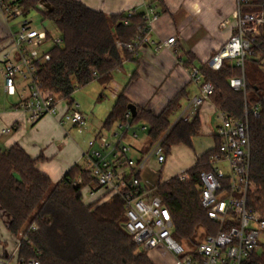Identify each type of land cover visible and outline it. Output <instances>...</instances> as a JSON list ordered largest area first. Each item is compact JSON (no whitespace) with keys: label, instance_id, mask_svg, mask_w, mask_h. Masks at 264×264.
I'll return each mask as SVG.
<instances>
[{"label":"trees","instance_id":"1","mask_svg":"<svg viewBox=\"0 0 264 264\" xmlns=\"http://www.w3.org/2000/svg\"><path fill=\"white\" fill-rule=\"evenodd\" d=\"M27 16L38 11L44 21L51 22L63 39V46L50 50L51 60L40 72V86L67 103L73 102L77 90L97 82L107 87L113 73L136 53L118 48L117 43L131 44L138 28L145 27L144 14L107 15L93 11L77 0H16ZM45 4V10H39ZM245 12H264V0H252ZM257 40L264 48V25L259 27ZM205 82L214 87L211 101L218 111L241 119L244 114V93L234 91L230 80L241 77L242 71L229 60L219 71L205 64L199 68ZM245 81L253 102L264 94V75L258 62L245 63ZM103 96H101L102 98ZM100 98V99H101ZM183 93L175 96L158 116L137 109L132 124L144 122L149 127L152 147L168 131L163 141L165 155L177 145L192 147L200 133L197 116L191 123H177L170 130V118L179 107ZM130 102L122 93L104 123L110 129L124 123ZM251 137V181L254 192L248 198V208L264 218V104L261 114L249 119ZM217 147L200 156L185 174L187 181L174 177L158 181L154 195L168 208L174 225L173 237L194 250L200 230L206 236L215 235L219 225L210 220L201 206L203 172L212 170L211 158ZM37 159L31 158L20 146L0 149V209L9 216V231L20 239L17 264H154L146 251L140 250L125 230V206L120 197L110 201L84 203V188L94 182L90 173L74 166L64 178L53 183L37 169ZM82 184H77V179ZM36 226L37 230H32ZM7 264H11L8 262ZM242 264H264V243Z\"/></svg>","mask_w":264,"mask_h":264},{"label":"built area","instance_id":"2","mask_svg":"<svg viewBox=\"0 0 264 264\" xmlns=\"http://www.w3.org/2000/svg\"><path fill=\"white\" fill-rule=\"evenodd\" d=\"M142 1L145 4L146 26L138 28V35L131 44L117 43L118 48L137 53L147 41L152 23L158 19L159 13L150 0ZM235 1L233 33L208 61L213 71H219L227 60L242 71L241 77L230 80V86L234 91L244 93L245 104L241 119L219 111L217 137L220 144L211 158L213 168L200 176L201 206L207 211L208 218L219 225L218 232L199 241L194 250L187 249L173 237L174 225L168 208L153 191L141 186L137 174L151 159L160 165L165 163L163 141L169 131L138 161L130 157V148L121 139L111 142L103 135L97 139L100 149L84 155L85 169L94 179L92 184L84 188L86 196L94 200L93 203H104L114 196L120 197L125 206L124 227L134 244L142 251L160 249L169 253L172 264H242L258 250L264 238V218L248 208V198L254 192L250 177L249 119L251 116H260L264 94L258 101L252 102L245 81V63L249 59L258 62L264 72V48L257 40L258 29L264 25V12H245L252 0ZM0 13L8 22L17 21L18 27L17 32L10 35L11 50L2 55L5 92L19 96L18 110L26 114L29 124L34 125L50 116L57 119L60 125H71L82 132L87 126L88 117L80 111L79 105L74 101L67 103L40 86V72L51 60L50 50L63 46L62 37L34 28L29 20L23 19L26 16L16 2L0 0ZM229 24L226 20L220 27L226 28ZM176 43L173 37L159 44L157 49L178 54ZM188 73L191 81L198 86L199 94L187 103L175 123L171 124L170 130L179 122H193L214 94L213 85L203 80L199 69L191 68ZM132 118L128 112L125 122L118 125L119 128L124 132L133 131ZM11 131L8 128L3 133L10 134ZM222 162L228 164L229 174L217 168ZM179 179L187 181L189 177L183 175ZM82 182V179H78L76 183ZM32 230L36 231L37 227L33 226ZM30 264L39 263L31 261Z\"/></svg>","mask_w":264,"mask_h":264},{"label":"crops","instance_id":"3","mask_svg":"<svg viewBox=\"0 0 264 264\" xmlns=\"http://www.w3.org/2000/svg\"><path fill=\"white\" fill-rule=\"evenodd\" d=\"M77 1L93 11L107 15L145 14L142 0ZM150 3L156 8L159 17L152 23L147 41L140 46L134 59L124 61L122 67L113 73V80L107 87H102L97 82L90 84H94V87L96 85L92 91L99 94V98L106 96L109 104L102 106L92 119L86 115L89 122L82 132L71 125L62 126L57 119L50 116L42 118L34 125L29 124L26 114L18 110L19 96L5 92L2 55L11 50L10 35L16 33L18 27L17 21L8 22L0 13V149L20 146L31 158L38 160L37 169L53 183L60 182L74 166L85 168L84 155L100 149L97 141L100 135L106 136L111 142L121 139L130 148V157L134 160L138 161L148 154L151 149L149 136L141 147L136 144L139 135L135 125L138 123L133 124L134 129L131 132L121 130L118 126L120 123L108 130L104 129V123L118 97L124 93L130 104L137 109L158 116L175 96L183 93L179 107L173 114L178 117L187 103L199 94V88L191 81L188 70L199 69L208 64L228 41L233 33V14L236 9L235 0H150ZM226 20L230 24L221 28L220 24ZM173 37L177 41L178 54L157 49L159 44ZM198 117L201 129L199 135L193 139L191 148L185 145L174 146L170 155L166 156L164 164L160 165L151 159L138 172L137 177L144 189L154 192L158 181L164 183L174 177L186 175L200 156L217 147L219 111L211 100L204 104ZM214 119L218 122L215 126ZM139 123L147 125L144 122ZM8 128L12 129L11 133L4 134L3 131ZM143 128L146 130V127ZM175 149L180 152L181 164L184 166L181 173H175V163L172 160L167 165ZM153 162L157 165V170L154 169ZM164 169L166 177L163 179L161 172ZM93 202L94 200L84 199L85 204ZM10 220L0 209V264H17L20 239L10 233ZM165 253L173 261L172 256Z\"/></svg>","mask_w":264,"mask_h":264},{"label":"rangeland","instance_id":"4","mask_svg":"<svg viewBox=\"0 0 264 264\" xmlns=\"http://www.w3.org/2000/svg\"><path fill=\"white\" fill-rule=\"evenodd\" d=\"M43 6H46V5L45 4L41 5L39 7V10L41 11L45 10ZM23 19L29 20L32 23V26L36 29L49 31L55 37L60 36L58 30L54 27V25L49 21H44L38 11H32L30 14H28ZM263 75H264V72H263ZM93 88H96V85L95 87H94V84L88 85L87 87L83 89L77 90L73 95V101L76 104L80 105L79 109L82 112H84L85 115L89 117V119H92L96 114H98L99 111L102 109L101 108L102 106L106 107L109 104L107 97L103 96L102 99H100L99 94L92 91ZM249 98L251 99V94H249ZM99 102H100V105H99ZM176 120H177V117L175 114L170 119L171 124L175 123ZM217 123H218L217 120L214 119L213 126H215V124ZM143 127H146V130H142ZM135 129L139 135V139L137 140L136 144L137 146L141 147L142 144H144V140L148 137L149 127L143 123H138L137 125H135ZM186 150H189V149L187 148ZM171 160L175 163L174 165V168H175L174 171H176L175 173L177 172L181 173L184 169L183 168L184 166L182 167L181 156H180V152L178 151V149L177 150L175 149V152L171 154L167 162V165L169 162H171ZM152 165L154 166V169L157 170V165L154 162L152 163ZM217 168L223 170L225 174H229V166L227 163L222 162L219 165H217ZM161 176L163 179L166 177L165 169L162 170ZM155 177H158V175L155 174ZM83 194L85 195V199L89 201L90 199L87 198L86 191L83 192ZM204 238H205V231L201 229L197 242L199 243V241H201ZM261 243H264V238L262 239ZM182 245H184V247H186L187 249L192 250V248L187 246L185 243L184 244L182 243ZM147 253H148L149 258L154 262V264H172L170 257L164 251L160 249L157 251H149Z\"/></svg>","mask_w":264,"mask_h":264},{"label":"water","instance_id":"5","mask_svg":"<svg viewBox=\"0 0 264 264\" xmlns=\"http://www.w3.org/2000/svg\"><path fill=\"white\" fill-rule=\"evenodd\" d=\"M128 110H129V112L131 113L132 117L135 118L136 115H137V108H136V106L130 104V105L128 106Z\"/></svg>","mask_w":264,"mask_h":264}]
</instances>
